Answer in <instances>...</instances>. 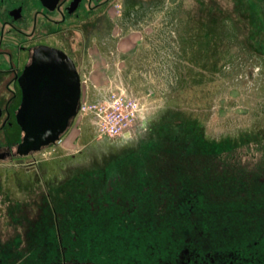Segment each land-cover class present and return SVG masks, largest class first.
<instances>
[{"label": "rangeland", "instance_id": "rangeland-1", "mask_svg": "<svg viewBox=\"0 0 264 264\" xmlns=\"http://www.w3.org/2000/svg\"><path fill=\"white\" fill-rule=\"evenodd\" d=\"M253 3L254 0H111L102 10L104 30L100 37L91 36L86 49L77 52L84 90L89 86L94 92L92 82L97 80L106 86L102 98L81 96V101L106 105L117 91L115 83L123 81L127 98L139 103L144 116L155 118L138 150L122 155L131 161L123 167L125 174L142 171L154 181L163 180L164 188L194 176V186L200 183L203 198L207 199V194L213 197L208 203L204 200L203 207H213L214 219L218 220L224 209H217L227 206L225 212L235 224L223 232L236 236H243L242 232L249 236L247 228L239 225L254 214L260 222L249 223L250 233L264 235V21L257 16ZM258 23L261 32L255 29ZM97 69L103 71L102 76ZM96 118L97 110H79L57 143L34 153L38 160L34 167L25 165L32 159L29 156L0 160V239L9 238L18 229L11 223L9 210L14 217L17 209L34 211L32 199L44 194L42 180L36 183L31 178L34 172L39 177L59 174L64 163L73 162L68 161L73 155L84 161L103 148L105 140H111L96 135ZM17 136V131L10 129L7 135L0 133V141L9 144ZM185 137L193 142L189 144L192 152L185 157L170 154L173 144ZM112 168L108 166L102 172ZM236 185L246 189H237ZM90 188L95 194L97 187ZM149 188L156 189L153 184ZM114 202L118 203L117 198ZM144 205V212L151 213L145 202ZM245 206L259 210L248 212ZM98 207L94 209L99 210L104 227L101 232L109 240L102 247L115 241L118 248L134 252L126 236L110 233L108 226L112 222L121 234L127 223L123 217L118 220L117 215L129 216L131 211L123 209L115 215L106 211L108 203ZM154 209L155 215L165 212L161 206ZM142 216L139 208L135 218ZM80 229L81 226L70 229V244L77 241ZM164 229L167 233L174 230ZM64 230L62 234L66 235ZM84 242L89 251V243ZM70 244L65 243L68 250L78 249ZM135 249L145 250L142 245ZM57 250L55 246V253ZM26 252L22 251V255ZM100 256L107 260V252ZM71 260L70 264H95L89 259ZM107 261L111 264V260Z\"/></svg>", "mask_w": 264, "mask_h": 264}, {"label": "flooded vegetation", "instance_id": "flooded-vegetation-1", "mask_svg": "<svg viewBox=\"0 0 264 264\" xmlns=\"http://www.w3.org/2000/svg\"><path fill=\"white\" fill-rule=\"evenodd\" d=\"M110 1L0 0V133L7 135L10 129L18 133L12 143L0 141V160L29 156L32 159L25 165H38L34 153L41 148L24 154L17 150L23 131L16 115L28 85L37 81L39 73H42L37 68L33 71V65L45 62L50 51H58L72 60L80 80L81 60L77 52L86 49L91 36L100 37L104 30L102 10ZM253 4L257 6V16L263 22L264 0H254ZM257 25L255 29L261 32V24ZM81 95L82 80L80 99ZM153 121L155 118L147 122L143 131L136 130L131 140H105L103 148L91 153L84 161L76 160L73 155L68 160L73 162L64 163L59 168V174L48 177L42 174L39 177L34 172L32 180L36 183L42 180L45 192L32 199L34 211L17 209L14 217L9 210L11 223L18 229L9 238L0 239V264H41L44 261L49 262L47 264H70L71 259H89L95 264H109L107 260H111V264H264V235L250 233L248 226L249 223L258 225L260 222L255 214L239 225L247 228L249 236H245V232H242L243 236L225 233L224 230L235 224L225 212L227 206L215 208L224 209L220 219L215 220V212L211 211L214 208L202 205L204 200L208 203L213 197L207 194V199L203 198L205 194L200 183L198 187L194 186V176L180 183L172 182V185L168 182L169 188H164L166 183L163 180L154 181L142 171L125 174L123 167L131 161L122 155L138 150L152 129ZM108 166L113 168L103 173ZM151 184L156 189H150ZM93 186L97 187L95 194L90 188ZM51 192L55 195L52 196ZM114 198L118 203L114 202ZM149 198L154 201L150 202ZM144 202L152 210L151 213L144 212ZM106 203L110 206L106 211L111 210L115 215L123 209L131 211L129 216L117 215L118 220L123 217L127 223L121 234L117 233V227L112 222L108 226L110 233L126 236L134 252L127 247L118 248L115 241L102 247L109 240L106 233L101 232L103 226L99 210L94 207H103ZM158 206L164 207L165 212L161 215L154 214V208ZM139 208H142L143 216L137 219L135 213ZM244 208L253 213L259 210ZM247 210L243 209L244 212ZM76 226H81V229L77 241L72 244L78 249L70 251L65 243H71L68 233ZM132 226L135 230L131 229ZM172 227L174 230L171 233L164 229ZM64 229L68 235L62 234ZM86 233L89 235L86 236ZM85 238L90 245L89 251H86ZM139 245L145 250H136L135 246ZM55 246L58 249L56 253ZM24 250L28 253L23 256ZM104 252H107V260L100 256Z\"/></svg>", "mask_w": 264, "mask_h": 264}, {"label": "water", "instance_id": "water-1", "mask_svg": "<svg viewBox=\"0 0 264 264\" xmlns=\"http://www.w3.org/2000/svg\"><path fill=\"white\" fill-rule=\"evenodd\" d=\"M33 68V71L41 69L42 73H39L37 81L28 85L16 115L23 131L17 145L20 154L54 144L76 115L80 99L79 75L67 55L50 51L45 62L34 63ZM142 117L136 126L141 131L151 120L150 116ZM131 137L125 132L115 141H128ZM111 141L108 142L111 144Z\"/></svg>", "mask_w": 264, "mask_h": 264}, {"label": "built area", "instance_id": "built-area-1", "mask_svg": "<svg viewBox=\"0 0 264 264\" xmlns=\"http://www.w3.org/2000/svg\"><path fill=\"white\" fill-rule=\"evenodd\" d=\"M116 90L106 105L95 102L86 104L80 99L78 111L83 107L98 111V119L96 118L99 126L96 133L98 137L117 138L125 132L132 136L141 117L144 116L145 112L137 101L127 98L128 94L122 88L117 87Z\"/></svg>", "mask_w": 264, "mask_h": 264}, {"label": "crops", "instance_id": "crops-1", "mask_svg": "<svg viewBox=\"0 0 264 264\" xmlns=\"http://www.w3.org/2000/svg\"><path fill=\"white\" fill-rule=\"evenodd\" d=\"M98 72H99L98 74L102 76V74H103L102 72L103 71L102 70H98ZM122 82L123 81H120L119 83L116 82L114 88L116 89L117 87H120V88H123L125 91H127L126 87L124 86V84ZM92 85L94 87V92L91 93V91L89 89V86H87L86 90H84V82H82V95L81 96L83 98H91V99H100V98H102L103 97V93H104L103 90L106 87V86L104 87V81L97 80V81L92 82ZM143 118H145V117H143ZM138 130H140V129H138Z\"/></svg>", "mask_w": 264, "mask_h": 264}, {"label": "trees", "instance_id": "trees-1", "mask_svg": "<svg viewBox=\"0 0 264 264\" xmlns=\"http://www.w3.org/2000/svg\"><path fill=\"white\" fill-rule=\"evenodd\" d=\"M178 133H176V135H177ZM180 140V139H179ZM179 140H177L176 139V141H179ZM183 140V139H182ZM187 141V142H184V141ZM184 141H182V142H179V143H174L173 145L176 147H174V148H172L171 150H168V152L170 153V154H173V155H182L183 157H185V156H187L186 154H187V152H192V147L189 145L190 143H193L192 142V140H190V139H188V138H184ZM190 146V147H189ZM178 147L180 148L181 147V149H178ZM164 150H167V148H164ZM237 189H240V190H242V189H246V187H241V186H238V185H236L235 186Z\"/></svg>", "mask_w": 264, "mask_h": 264}, {"label": "bare ground", "instance_id": "bare-ground-1", "mask_svg": "<svg viewBox=\"0 0 264 264\" xmlns=\"http://www.w3.org/2000/svg\"><path fill=\"white\" fill-rule=\"evenodd\" d=\"M80 81H81V80H80ZM123 90H124V89H123ZM124 91H125V90H124ZM78 105H79V104H78ZM78 108H79V106H78ZM76 114H77V113H76ZM142 118H143V117H142ZM63 133H64V132H63ZM63 133H62V134H63ZM60 136H61V135H60ZM59 139H60V137H59ZM55 143H57V141H56ZM47 146H49V145H47ZM43 147H46V146H43ZM43 147H41V148H43ZM260 178L262 179V177H260ZM192 190H193V189H192ZM216 226H217V225H216ZM214 227H215V226H214ZM0 232H1V231H0ZM2 234H3V233H2ZM5 236H6V235H5ZM4 238H5V237H4ZM0 242H1V241H0ZM12 242H13V241H12ZM12 242H11V243H12ZM2 244H3V243H2ZM2 247H3V246H2Z\"/></svg>", "mask_w": 264, "mask_h": 264}]
</instances>
